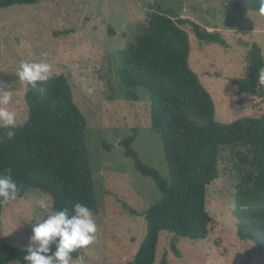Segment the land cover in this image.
I'll return each mask as SVG.
<instances>
[{"label": "rangeland", "instance_id": "374dc122", "mask_svg": "<svg viewBox=\"0 0 264 264\" xmlns=\"http://www.w3.org/2000/svg\"><path fill=\"white\" fill-rule=\"evenodd\" d=\"M154 10H174L210 31H220L227 39L228 49L201 43L191 27L185 26L191 41L189 63L212 94L216 120L226 123L264 113V102L241 92L233 81L248 72L246 55L251 43L257 42L264 51V16L252 10L247 0H45L0 8V83L12 91L13 102L7 108L16 112V125L29 118L27 82L16 74L23 62L48 63L50 75H66L74 102L88 121L87 141L100 211L93 214L95 240L82 249V259H73L71 264L132 260L147 234L143 213L162 198L155 181L135 168L123 144L137 128L133 148L143 162L168 177L164 145L151 126L150 96L140 87L125 86L116 69L118 51L134 41L140 24ZM241 171L244 167L235 149L224 147L220 174L208 185L206 207L212 220L207 238L175 239L163 231L155 264H162L164 255L167 264H264V252L237 233L239 220L234 210ZM51 213L52 196L33 189L4 204L0 235L27 248L33 225ZM173 243L180 254L174 252Z\"/></svg>", "mask_w": 264, "mask_h": 264}, {"label": "trees", "instance_id": "16d2710c", "mask_svg": "<svg viewBox=\"0 0 264 264\" xmlns=\"http://www.w3.org/2000/svg\"><path fill=\"white\" fill-rule=\"evenodd\" d=\"M45 0H0V8L37 4ZM258 10V0H247ZM190 26L196 39L229 48L220 31L180 17L176 11L154 10L139 26L134 41L117 53L116 69L127 87H140L150 96L151 126L164 145L168 177L143 162L132 144L138 129L123 144L135 168L151 177L162 198L144 211L147 234L135 257L125 264H155L159 237L167 231L192 240L206 239L211 217L207 211L208 185L220 174V153L235 149L244 167L236 184L237 233L264 252V113L244 120H216L215 101L189 63ZM248 72L233 78L241 92L264 102V86L258 83L264 69V51L257 42L246 55ZM29 118L15 125V137L0 126V174L10 171L19 187L17 198L38 189L53 198V212L72 209L77 202L99 213L96 179L87 141L88 121L74 102V92L64 74L50 75L37 88L27 83ZM5 203H0V211ZM132 214H139L131 210ZM174 252L180 251L175 243ZM26 248L0 235V264H24ZM82 256V249L73 254ZM167 257L161 259L167 264Z\"/></svg>", "mask_w": 264, "mask_h": 264}, {"label": "clouds", "instance_id": "9594fccd", "mask_svg": "<svg viewBox=\"0 0 264 264\" xmlns=\"http://www.w3.org/2000/svg\"><path fill=\"white\" fill-rule=\"evenodd\" d=\"M258 4L259 14L264 16V0H258ZM16 74L20 81L37 88L39 82H46L49 79L51 65L43 62H23ZM258 75V83L264 86V70H261ZM9 87L0 83V126L8 129L7 137L13 139L17 114L7 108L13 102ZM18 194V184L10 171L7 174H0V203L15 200ZM37 203L43 207H50L44 201ZM96 232L97 224L93 213L85 204L77 202L71 210L64 208L54 211L33 225L23 262L24 264H71L72 254L92 244Z\"/></svg>", "mask_w": 264, "mask_h": 264}]
</instances>
